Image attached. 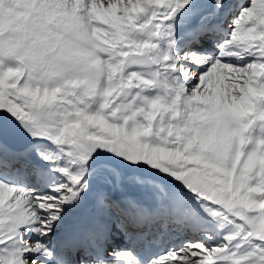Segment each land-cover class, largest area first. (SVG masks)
<instances>
[{
    "label": "snow or ice",
    "instance_id": "obj_1",
    "mask_svg": "<svg viewBox=\"0 0 264 264\" xmlns=\"http://www.w3.org/2000/svg\"><path fill=\"white\" fill-rule=\"evenodd\" d=\"M0 264H264V0H0Z\"/></svg>",
    "mask_w": 264,
    "mask_h": 264
}]
</instances>
